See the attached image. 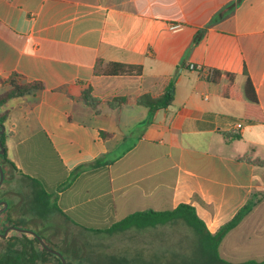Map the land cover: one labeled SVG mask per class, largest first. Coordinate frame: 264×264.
<instances>
[{
  "label": "crops",
  "instance_id": "1",
  "mask_svg": "<svg viewBox=\"0 0 264 264\" xmlns=\"http://www.w3.org/2000/svg\"><path fill=\"white\" fill-rule=\"evenodd\" d=\"M109 63L143 72L108 76ZM11 78L44 89L5 107L7 158L73 226L187 204L215 234L250 204L219 255L264 261V167L241 160L264 161V121L243 120L247 81L264 117V0H0V94ZM172 84L171 106L138 103ZM231 86L237 101L223 96Z\"/></svg>",
  "mask_w": 264,
  "mask_h": 264
},
{
  "label": "rangeland",
  "instance_id": "2",
  "mask_svg": "<svg viewBox=\"0 0 264 264\" xmlns=\"http://www.w3.org/2000/svg\"><path fill=\"white\" fill-rule=\"evenodd\" d=\"M1 159L7 175L0 187V197L10 209L0 215V264L9 247L8 238L22 237L14 230L4 236L7 229L13 227L8 219L18 222L20 227L17 228L39 235L45 245L62 253L67 264H109L112 258L117 259L116 264H192L194 261L198 237L185 224L130 229L111 235L79 229L69 222L66 215L56 211L52 199H49L47 207L34 206L35 187L18 178L11 166ZM30 237L33 238L32 235ZM250 248L241 250L246 252ZM44 264L59 263L54 258H48Z\"/></svg>",
  "mask_w": 264,
  "mask_h": 264
},
{
  "label": "trees",
  "instance_id": "3",
  "mask_svg": "<svg viewBox=\"0 0 264 264\" xmlns=\"http://www.w3.org/2000/svg\"><path fill=\"white\" fill-rule=\"evenodd\" d=\"M143 69L139 65H128L121 63H109L105 74L108 76H140L142 75ZM229 80L233 83L234 78L231 75H227ZM208 78L219 83L221 78V73L219 71H210ZM4 83L9 85V90L0 94V126L4 127L8 119V111L5 107L12 99L21 98L26 95L38 92L44 89V85L41 82H30L25 83L18 81L15 78H11ZM225 98L232 100H239L237 90L232 86L223 95ZM245 98L249 102L247 106L243 120L249 123H262L264 121L263 114L258 107L259 101L256 91L250 81H247L245 85ZM82 100L86 102L90 107L95 108L98 103L97 99L92 96V90L88 89L83 93ZM174 101V85H170L166 90L165 94L158 99H153L150 96L142 97L138 100V103L148 107L149 113L153 115L157 110L165 109ZM125 100L117 99L115 102L111 103L112 107L120 108L125 104ZM8 135L5 133L0 136V141L5 147L6 154L1 158L7 162L14 172H17V168L14 163L10 162L7 158V147L6 139ZM2 160V159H1ZM241 160L247 161L249 163L264 167L263 160H253L249 155H245ZM3 167V162H1ZM4 169V168H3ZM5 172V171H4ZM19 172V171H18ZM5 172V180H6ZM4 180V182H5ZM33 186L36 189L35 192V205L39 207H47L49 205V195L42 188V184L33 180ZM3 197H0V202H3ZM10 207H8V210ZM7 210V211H8ZM251 211V205L245 206L235 218L224 225L217 233L212 234L206 227V224L198 216L196 209L191 205L181 204L173 211L156 212L153 210L136 212L128 215L126 218L119 222L114 223L110 227L105 229H86L94 233H102L111 235L118 232H125L130 229H147L154 228L157 226H163L171 223H183L189 227L198 237L196 250L194 251L195 259L192 264H233L225 261L219 255V246L225 236L234 228H236L245 216H247ZM14 227H20L18 222L11 221ZM21 238L11 237L8 238L9 247L7 248L5 258L2 264H44L48 261V258H54L59 264H62L61 260L49 253L44 249L39 242V240L33 236L30 237L29 234H21ZM2 237V236H1ZM118 261L112 258L109 264H116ZM241 264H264V261H248Z\"/></svg>",
  "mask_w": 264,
  "mask_h": 264
},
{
  "label": "water",
  "instance_id": "4",
  "mask_svg": "<svg viewBox=\"0 0 264 264\" xmlns=\"http://www.w3.org/2000/svg\"><path fill=\"white\" fill-rule=\"evenodd\" d=\"M5 132H6L5 127H1L0 126V136L5 134ZM5 154H6L5 147L3 146L2 142L0 141V156L2 157ZM4 180H5V172H4V169H3L2 164L0 162V187L3 185ZM0 207H2L0 209V215H1V214L5 213L8 210L9 204L6 203V202H0ZM10 230L17 231V232H19L21 234H30V235L36 237L39 240V242L41 243V245H42V247L44 249H46L52 255L58 257L61 260L62 264H67V262H66L64 256L62 255V253H60L59 251L53 250V249L49 248L47 245H45L43 239L39 235H37L35 232H33L31 230L21 229V228H17V227L13 226V227L7 229L6 234L4 236H6Z\"/></svg>",
  "mask_w": 264,
  "mask_h": 264
},
{
  "label": "built area",
  "instance_id": "5",
  "mask_svg": "<svg viewBox=\"0 0 264 264\" xmlns=\"http://www.w3.org/2000/svg\"><path fill=\"white\" fill-rule=\"evenodd\" d=\"M183 29V25L182 24H170L169 25V30L172 32H178L180 30ZM190 69L191 70H196V71H200L202 72L203 69L201 66H196V65H190ZM210 75V72L208 73V76ZM235 130H241L243 128V124L238 123L234 126Z\"/></svg>",
  "mask_w": 264,
  "mask_h": 264
},
{
  "label": "flooded vegetation",
  "instance_id": "6",
  "mask_svg": "<svg viewBox=\"0 0 264 264\" xmlns=\"http://www.w3.org/2000/svg\"><path fill=\"white\" fill-rule=\"evenodd\" d=\"M1 157V156H0ZM2 208V207H1Z\"/></svg>",
  "mask_w": 264,
  "mask_h": 264
}]
</instances>
